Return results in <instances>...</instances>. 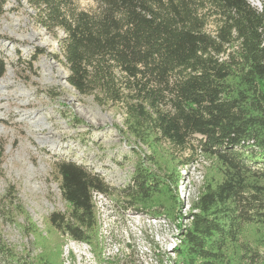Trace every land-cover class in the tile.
Here are the masks:
<instances>
[{
  "label": "trees",
  "instance_id": "obj_1",
  "mask_svg": "<svg viewBox=\"0 0 264 264\" xmlns=\"http://www.w3.org/2000/svg\"><path fill=\"white\" fill-rule=\"evenodd\" d=\"M8 1L0 0V16ZM93 1L83 9L76 0H18L57 40L49 55L67 69V83L124 115L121 130L140 145L135 172L116 188L74 161H55L67 204L47 219L58 249L32 259L2 243L4 264H62L60 236L89 244L103 264L97 194L178 222L175 257L157 264H264V2ZM45 53L19 58L20 77L29 79ZM7 69L0 51V78ZM189 148L211 164L184 213L178 184ZM3 151L0 139V163Z\"/></svg>",
  "mask_w": 264,
  "mask_h": 264
},
{
  "label": "rangeland",
  "instance_id": "obj_2",
  "mask_svg": "<svg viewBox=\"0 0 264 264\" xmlns=\"http://www.w3.org/2000/svg\"><path fill=\"white\" fill-rule=\"evenodd\" d=\"M250 1L263 7L264 0ZM76 3L83 9L97 6L93 0ZM0 36V51L8 62L7 72L0 78L1 94L7 98L0 101V139L4 142L0 163V172H4L0 173V248L5 243L19 256L36 259L49 251V245L52 251L58 249L47 219L52 212L67 209L55 177V161H74L97 172L111 186L121 188L132 180L140 145L121 130L124 115L118 108L101 106L92 96H82L67 83V69L49 55L58 52L57 40L34 22L26 3L8 1L0 16ZM39 49L47 53L38 55L34 74L29 79L20 77L14 64L19 58L31 60ZM20 110L32 114L27 124L22 122L26 116H14ZM36 120L55 135L36 134ZM185 155H192V160L181 167L183 178L178 193L183 212L188 213L211 162L191 148ZM95 201L103 264H157L159 258L166 261L169 256L175 257L174 248L180 242L177 221L164 214L155 216L153 207L125 208L126 203L114 196L97 194ZM17 204L20 205L15 207ZM32 225L47 238L45 242L37 240ZM59 240L62 264H101L89 244L66 236ZM5 261L0 249V264Z\"/></svg>",
  "mask_w": 264,
  "mask_h": 264
},
{
  "label": "bare ground",
  "instance_id": "obj_3",
  "mask_svg": "<svg viewBox=\"0 0 264 264\" xmlns=\"http://www.w3.org/2000/svg\"><path fill=\"white\" fill-rule=\"evenodd\" d=\"M5 79V78H4ZM2 85V83H0V89H1V86ZM4 86V85H3ZM8 86L5 84V88H7ZM2 92L0 91V101H2V100H4V99H7V98H4V96L1 94ZM13 98V97H12ZM15 99V98H14ZM9 100V99H8ZM9 104H12V102H9ZM31 105V103L30 104H28V106H30ZM26 116L25 118H24V120H22V122L23 123H26L27 124V120L28 119H30L31 117H32V114H30V113H26V112H23V110H20V111H18V112H15L14 113V116ZM50 120L52 121L53 120V118H50ZM37 121V120H36ZM38 122V121H37ZM35 123L34 125H33V127H34V129H35V133L36 134H38V133H42V134H47V133H52V131H48V128H46V127H44V125H43V122H38V123ZM55 123V122H54ZM45 124V123H44ZM56 125V124H55ZM53 134V133H52ZM55 135V132H54V134L52 135V136H54ZM46 140V139H45ZM43 141L44 143H47L46 141ZM34 156V155H33Z\"/></svg>",
  "mask_w": 264,
  "mask_h": 264
}]
</instances>
